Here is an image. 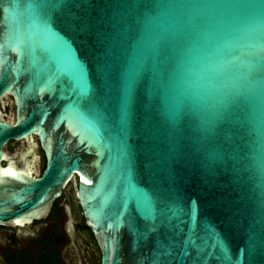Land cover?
<instances>
[{
	"label": "water",
	"instance_id": "1",
	"mask_svg": "<svg viewBox=\"0 0 264 264\" xmlns=\"http://www.w3.org/2000/svg\"><path fill=\"white\" fill-rule=\"evenodd\" d=\"M7 95L0 226L77 176L101 264H264V0H0Z\"/></svg>",
	"mask_w": 264,
	"mask_h": 264
},
{
	"label": "flooded vegetation",
	"instance_id": "2",
	"mask_svg": "<svg viewBox=\"0 0 264 264\" xmlns=\"http://www.w3.org/2000/svg\"><path fill=\"white\" fill-rule=\"evenodd\" d=\"M11 110L15 112V122L16 101L7 95L0 100V120L11 122ZM4 151V165L30 169L36 177L46 168V152L37 135L10 141ZM72 181L77 182L75 190L70 187ZM72 181L45 218L25 226H0V264H101L98 242L86 224L78 198V177Z\"/></svg>",
	"mask_w": 264,
	"mask_h": 264
},
{
	"label": "rangeland",
	"instance_id": "3",
	"mask_svg": "<svg viewBox=\"0 0 264 264\" xmlns=\"http://www.w3.org/2000/svg\"><path fill=\"white\" fill-rule=\"evenodd\" d=\"M2 116L3 115H1V117ZM8 118L10 119L11 122L14 121V119H15V112H14V110H11V112L8 114ZM70 187L75 190L76 187H77V182L76 181H72L70 183ZM98 257L100 258V255H98Z\"/></svg>",
	"mask_w": 264,
	"mask_h": 264
}]
</instances>
